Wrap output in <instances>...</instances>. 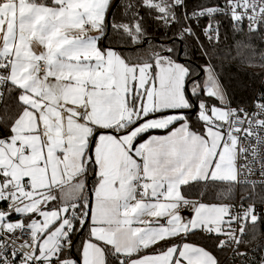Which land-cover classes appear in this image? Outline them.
<instances>
[{
    "label": "snow or ice",
    "instance_id": "obj_1",
    "mask_svg": "<svg viewBox=\"0 0 264 264\" xmlns=\"http://www.w3.org/2000/svg\"><path fill=\"white\" fill-rule=\"evenodd\" d=\"M0 264H264V0H0Z\"/></svg>",
    "mask_w": 264,
    "mask_h": 264
},
{
    "label": "trees",
    "instance_id": "obj_2",
    "mask_svg": "<svg viewBox=\"0 0 264 264\" xmlns=\"http://www.w3.org/2000/svg\"><path fill=\"white\" fill-rule=\"evenodd\" d=\"M196 56L199 57V52L196 53ZM199 63H203V60H198ZM233 72L236 71L235 68L232 69ZM249 71H255V72H259L260 69H250Z\"/></svg>",
    "mask_w": 264,
    "mask_h": 264
},
{
    "label": "crops",
    "instance_id": "obj_3",
    "mask_svg": "<svg viewBox=\"0 0 264 264\" xmlns=\"http://www.w3.org/2000/svg\"><path fill=\"white\" fill-rule=\"evenodd\" d=\"M158 134H160V133H158Z\"/></svg>",
    "mask_w": 264,
    "mask_h": 264
}]
</instances>
